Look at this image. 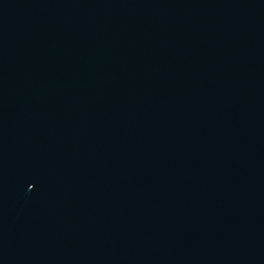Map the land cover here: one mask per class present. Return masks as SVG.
<instances>
[{
  "label": "water",
  "instance_id": "water-1",
  "mask_svg": "<svg viewBox=\"0 0 264 264\" xmlns=\"http://www.w3.org/2000/svg\"><path fill=\"white\" fill-rule=\"evenodd\" d=\"M0 264H264V0H0Z\"/></svg>",
  "mask_w": 264,
  "mask_h": 264
}]
</instances>
